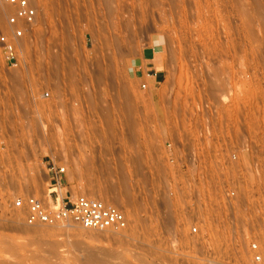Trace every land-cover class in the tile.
<instances>
[{"label": "rangeland", "instance_id": "rangeland-1", "mask_svg": "<svg viewBox=\"0 0 264 264\" xmlns=\"http://www.w3.org/2000/svg\"><path fill=\"white\" fill-rule=\"evenodd\" d=\"M33 1L19 65L0 54V264H249L264 210L189 208L165 151L197 101L223 102L249 123L264 197V0ZM152 40L162 77L140 89L135 59ZM50 164L65 167L60 197L111 202L127 227L26 225L12 201L48 198Z\"/></svg>", "mask_w": 264, "mask_h": 264}, {"label": "built area", "instance_id": "built-area-1", "mask_svg": "<svg viewBox=\"0 0 264 264\" xmlns=\"http://www.w3.org/2000/svg\"><path fill=\"white\" fill-rule=\"evenodd\" d=\"M0 3L12 8L6 16L9 31L0 33V54L8 67L16 68L20 63L18 40L31 34L37 11L33 0H0ZM139 88L146 89L147 82H141ZM40 96L53 97L49 92ZM61 96V92L54 95ZM223 104L218 106L209 99L197 101L190 113L193 121L180 124L181 131L175 134V139L166 141L169 148L165 153L177 176L179 191L187 195L189 208L264 210V197L255 196L252 188V179L258 175L250 147L256 146L258 151V144L251 139L249 123L237 121L234 109H221ZM47 171L54 180L46 193L49 199L25 194L12 201L13 207L24 213L28 226L70 222L102 231H118L127 226L124 212L111 202L82 194L60 197L59 179L65 174V167L50 164ZM247 254L249 264H264V247L253 237L248 238Z\"/></svg>", "mask_w": 264, "mask_h": 264}, {"label": "crops", "instance_id": "crops-1", "mask_svg": "<svg viewBox=\"0 0 264 264\" xmlns=\"http://www.w3.org/2000/svg\"><path fill=\"white\" fill-rule=\"evenodd\" d=\"M146 51L149 52L148 56L144 55ZM159 51V45L155 40H152L142 48L140 55L135 59V77L139 79L145 78L148 84L153 86L162 77L160 66H163L164 61L159 55Z\"/></svg>", "mask_w": 264, "mask_h": 264}, {"label": "bare ground", "instance_id": "bare-ground-1", "mask_svg": "<svg viewBox=\"0 0 264 264\" xmlns=\"http://www.w3.org/2000/svg\"><path fill=\"white\" fill-rule=\"evenodd\" d=\"M33 2H34V1H33ZM0 4H1V3H0ZM35 7H36V6H35ZM9 8H10V7H9ZM9 8H8V9H9ZM8 9H5V8L2 7V11H3V12H7ZM11 10H12V9H11ZM11 10H10V11H11ZM36 11H37V9H36ZM11 12H12V11H11ZM11 12H9V13H11ZM35 25H36V22H35L34 26H35ZM34 26H33V27H34ZM32 29H33V28H32ZM20 40H21V39H20ZM20 40H18V43H19ZM18 48H19V47H18ZM143 82H144V81H143ZM145 82H147L146 79H145ZM147 86H148V82H147ZM250 149H251V151H252V155H253V165H254V167H255V164H254L255 157H254V154H253V153H254L253 145L250 147ZM255 171L257 172L256 167H255ZM257 175H258V172H257ZM46 193H47V192H46ZM82 195H86V194H82ZM45 196H47V194H45ZM88 196H89V195H88ZM98 199H99V198H98ZM101 200H104V199H101ZM105 201H106V200H105ZM114 205H115V204H114ZM117 207H118V206H117ZM23 214H24V213H23ZM126 219H127V218H126ZM24 222H25V221H24ZM25 224H26V223H25ZM65 224H66V223H65ZM67 224H68V225H71V224H77V223H70V222H69V223H67ZM26 225H27V224H26ZM36 225H43V224H36ZM54 225H56V224H54ZM77 225H79V224H77ZM47 226H52V225H47ZM81 227H82V226H81ZM126 227H127V226H126ZM126 227H125V228H126ZM83 228H84V227H83ZM125 228H124V229H125ZM87 229H88V228H87ZM124 229H122V230H124ZM94 230H95V229H94ZM122 230H118V231L107 230V231H111V232H119V231H122Z\"/></svg>", "mask_w": 264, "mask_h": 264}]
</instances>
